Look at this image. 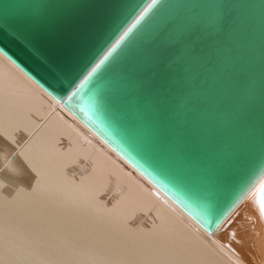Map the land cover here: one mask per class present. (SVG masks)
I'll return each instance as SVG.
<instances>
[{
	"label": "water",
	"instance_id": "obj_1",
	"mask_svg": "<svg viewBox=\"0 0 264 264\" xmlns=\"http://www.w3.org/2000/svg\"><path fill=\"white\" fill-rule=\"evenodd\" d=\"M0 52L210 234L264 176V0H0Z\"/></svg>",
	"mask_w": 264,
	"mask_h": 264
},
{
	"label": "bare ground",
	"instance_id": "obj_2",
	"mask_svg": "<svg viewBox=\"0 0 264 264\" xmlns=\"http://www.w3.org/2000/svg\"><path fill=\"white\" fill-rule=\"evenodd\" d=\"M262 182L210 234L0 52V230L38 264H264Z\"/></svg>",
	"mask_w": 264,
	"mask_h": 264
},
{
	"label": "rangeland",
	"instance_id": "obj_3",
	"mask_svg": "<svg viewBox=\"0 0 264 264\" xmlns=\"http://www.w3.org/2000/svg\"><path fill=\"white\" fill-rule=\"evenodd\" d=\"M0 264H38L23 250L19 237L0 230Z\"/></svg>",
	"mask_w": 264,
	"mask_h": 264
},
{
	"label": "snow or ice",
	"instance_id": "obj_4",
	"mask_svg": "<svg viewBox=\"0 0 264 264\" xmlns=\"http://www.w3.org/2000/svg\"><path fill=\"white\" fill-rule=\"evenodd\" d=\"M141 15H143V13H141ZM139 19V17H137V20ZM117 43H119V41H117ZM116 45L113 44L112 47L114 48ZM112 49L109 48L108 51L110 52ZM261 190H264V182H262L257 189V192H260ZM259 212H260V217L262 220H264V202H261L259 205Z\"/></svg>",
	"mask_w": 264,
	"mask_h": 264
}]
</instances>
